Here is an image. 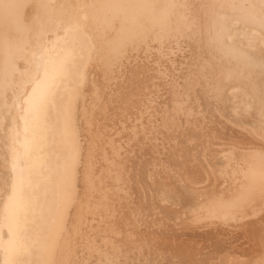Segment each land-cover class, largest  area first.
<instances>
[{"label": "bare ground", "instance_id": "bare-ground-1", "mask_svg": "<svg viewBox=\"0 0 264 264\" xmlns=\"http://www.w3.org/2000/svg\"><path fill=\"white\" fill-rule=\"evenodd\" d=\"M249 2L0 0V264H264Z\"/></svg>", "mask_w": 264, "mask_h": 264}, {"label": "snow or ice", "instance_id": "snow-or-ice-1", "mask_svg": "<svg viewBox=\"0 0 264 264\" xmlns=\"http://www.w3.org/2000/svg\"><path fill=\"white\" fill-rule=\"evenodd\" d=\"M214 2L220 3L221 6H229V7H235L236 5V0H214ZM247 2V0H246ZM109 6H114V7H118L120 5H116V4H109ZM249 8L255 9L257 6L260 9V13H261V17H260V23H261V27L264 28V0H251V2L248 3ZM64 70V62L61 61V63L59 64V66L57 67V74H60L62 71ZM52 79H55V77H53ZM47 95H48V91L45 90L41 96H40V103L42 104L43 102L46 101L47 99ZM32 111V109H26V112ZM25 120L27 122V116L25 117ZM33 120L34 122H38V111H36L33 114ZM262 131H261V136L264 137V108H262ZM261 160L264 161V154H261ZM19 179V177L17 178ZM13 191L15 190V184L12 185ZM261 196L264 197V185H262L261 188ZM17 226L18 228L22 229V225L19 224V221H17ZM9 234L10 235H15V233H13L11 226H9ZM11 244V242H9ZM23 247V245H19L17 248L15 249H11L9 248V251H15L17 254L19 253L20 249ZM5 264H17V261L9 258L7 260H5ZM106 264H117V261L113 260V261H107Z\"/></svg>", "mask_w": 264, "mask_h": 264}]
</instances>
